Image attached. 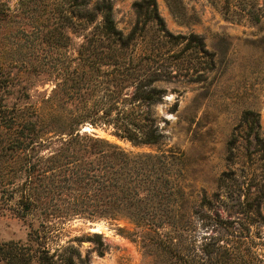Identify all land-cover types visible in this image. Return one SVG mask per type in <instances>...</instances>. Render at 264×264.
I'll list each match as a JSON object with an SVG mask.
<instances>
[{
	"label": "rangeland",
	"instance_id": "374dc122",
	"mask_svg": "<svg viewBox=\"0 0 264 264\" xmlns=\"http://www.w3.org/2000/svg\"><path fill=\"white\" fill-rule=\"evenodd\" d=\"M133 1L109 0L114 26L123 34L135 22ZM77 2L0 0V69L9 82L1 94L7 105L39 106L41 119L50 113L48 106L58 113L78 106L80 99L73 96L71 87L84 33L75 15ZM155 3L164 29L185 36L177 45L159 44L154 26L148 25L135 46L134 53L151 52L154 61L172 73L168 81L156 82L165 93L151 106L161 140L155 145H133L112 135L110 127L93 128L88 123H83L80 131H92L130 153L172 154L167 209L177 216L198 209L202 194L210 198L217 191L219 178L225 189L218 190L219 199L208 210L210 214L215 211L223 218H243L238 204L258 199L264 216V0ZM189 34L200 37L202 48L198 52L185 49L178 58L172 55L184 46ZM121 86L119 82L122 93ZM246 111L256 117V137L248 124L252 116L244 119ZM7 134L0 131V141ZM8 159L0 164V242H23L37 229L51 251L68 245L75 248L81 264L170 263L171 257L159 251L152 240L171 236L166 224L154 234L140 232L122 219L69 218L40 226L38 213L17 214L7 194L22 175L10 170L17 164L14 158ZM153 212L163 217L162 211ZM193 230L197 238L210 232L197 224ZM249 230L251 250L264 262V226L258 230L250 225ZM94 232L103 245L100 255L96 244L87 238Z\"/></svg>",
	"mask_w": 264,
	"mask_h": 264
},
{
	"label": "trees",
	"instance_id": "16d2710c",
	"mask_svg": "<svg viewBox=\"0 0 264 264\" xmlns=\"http://www.w3.org/2000/svg\"><path fill=\"white\" fill-rule=\"evenodd\" d=\"M89 1L76 4L75 15L84 33L77 48L76 77L71 78L73 96L80 100L72 111L58 113L48 106V119L45 114L41 119L39 106L7 105L1 92L9 82L0 69V131L8 133L0 141V164L14 158L17 165L10 170L22 175L7 194L15 211L21 216L38 213L40 226L69 218L122 219L140 232L159 234V227L166 224L172 233L166 242L157 236L152 240L159 251L171 257L169 264H264L249 244L250 225L258 230L264 226L258 199L238 204L243 218L227 219L215 211L210 214L208 210L219 199L218 190L225 189L219 178L217 191L210 198L202 194L198 209L177 216L167 209L172 154L130 153L92 131H80V126L88 123L93 128L110 127L112 135L133 145L158 144L162 134L151 106L165 93L156 82L168 81L172 73L157 64L151 52L134 53L135 46L148 25L154 26L156 43L177 45L185 39L164 29L155 0L132 2L135 22L125 34L114 26L109 0H93L90 6ZM201 48L200 37L189 34L184 46L172 55L178 58L185 49L198 52ZM247 115L252 116L248 124L256 137V117L246 111L244 119ZM155 209L162 211L163 217L155 216ZM195 224L210 232L197 238ZM87 238L102 254L100 235L94 232ZM82 261L69 245L51 251L37 229L23 242H0V264Z\"/></svg>",
	"mask_w": 264,
	"mask_h": 264
},
{
	"label": "water",
	"instance_id": "95a60500",
	"mask_svg": "<svg viewBox=\"0 0 264 264\" xmlns=\"http://www.w3.org/2000/svg\"><path fill=\"white\" fill-rule=\"evenodd\" d=\"M86 130H87V129H84V128H83L81 131H86Z\"/></svg>",
	"mask_w": 264,
	"mask_h": 264
}]
</instances>
